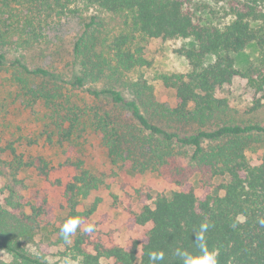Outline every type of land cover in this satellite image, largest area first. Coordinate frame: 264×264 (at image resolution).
Listing matches in <instances>:
<instances>
[{"label":"trees","instance_id":"trees-1","mask_svg":"<svg viewBox=\"0 0 264 264\" xmlns=\"http://www.w3.org/2000/svg\"><path fill=\"white\" fill-rule=\"evenodd\" d=\"M195 1L0 0V70L12 66L10 80L17 95L30 103L42 101L50 111L39 134L28 133L0 147L10 157L0 166L5 178L0 250L11 256L0 264H58L41 251L35 237L53 216L49 196L40 189L28 193L23 177L33 171L48 178L55 167L44 155L20 152L16 142L33 146L44 140L63 149L67 158L60 166L76 171L64 189L69 209L65 221L80 217L83 223L94 209L78 207L102 184L75 154L91 134L113 162L157 170L167 166L179 189L170 196H147L151 203L129 210L135 224L150 225L142 240L121 245L98 229L85 234L81 224L69 246L81 264H137L138 259L150 264L151 251L164 253L159 264H182L176 249L198 253L194 232L203 222L211 225L206 241L210 250L218 251V264H264V227L258 223L264 218V123L232 119L230 99L220 95L241 78L254 93L251 111L264 106V0H222L231 16L223 25L197 21L191 9ZM84 2L105 15H93L75 42L76 73L68 78L54 67L30 64L27 54L45 42L52 21ZM151 38L195 41L193 47L178 50L190 70L161 77L175 91L173 106L158 101L147 85L127 78L152 65L145 51ZM253 42L261 50L259 64L238 68L230 53ZM10 52H15L11 61ZM125 87L131 91L128 96ZM255 138L263 144L257 158L248 154ZM191 175H200L201 186L212 189L204 198L195 192ZM62 225L57 237L67 244L60 236Z\"/></svg>","mask_w":264,"mask_h":264},{"label":"rangeland","instance_id":"rangeland-1","mask_svg":"<svg viewBox=\"0 0 264 264\" xmlns=\"http://www.w3.org/2000/svg\"><path fill=\"white\" fill-rule=\"evenodd\" d=\"M223 5L222 0H196L191 4V9L197 21L223 25L231 19V16L224 11ZM75 8V12L52 21L45 42L36 48L37 52L30 51L27 54L30 64L54 67L64 72L68 78L76 73L73 68L75 42L83 33L86 22H89L93 15L102 17L105 14L93 6L85 5V2L77 4ZM145 45V51L152 65L129 73L127 78L129 81H138L147 85L158 101L173 106L175 91L167 88L161 77L163 74L186 73L190 70L189 61L178 50L182 47H193L195 41L192 38H151L145 42ZM260 51L258 44L253 42L244 50L231 52L230 55L238 68L245 69L251 64H259ZM13 55L15 52H10L9 61L13 59ZM12 70L13 67L9 65L0 70V147H5L9 141L18 140L28 133L39 134L49 121L50 111L42 101L30 103L24 101L23 96L17 95L18 89L10 80ZM244 83L243 79L236 78L220 93L230 99V116L234 120L264 123V106L257 111H251L254 93L249 91ZM125 92L127 96L131 93L129 87H125ZM16 143L20 152L28 155H44L55 167L48 178H41L33 171H26L23 174L28 193L40 189L43 194H48L53 209V216L47 225L40 228L35 235L39 248L48 254V259L52 262L81 264L69 250L72 240L64 244L60 243L57 237V228L63 224L69 211L64 189L75 174V169L60 166L66 161L67 156L59 146H50L44 143V140L33 146L21 141ZM80 143L81 147L77 149L76 156L80 157L85 167L102 180V184L92 190L88 198L82 199L78 207L79 211L94 209L90 219L84 221L82 227L93 223L104 238L111 236L121 245L142 240L150 225L135 224L129 210L140 211L144 203H151L152 200L147 196L155 197L158 193L170 196L173 191L179 189V186L170 179L168 167L163 166L157 170L152 166L135 167L130 163L125 165L121 160L113 162L95 134L82 139ZM262 145L258 138H255L250 145L249 156L257 158L262 154ZM7 153L0 151V166L2 161L10 159ZM145 158H142V161ZM181 161L186 164V158L182 157ZM199 179L200 175L190 176L195 192L200 198H204L212 189L202 187ZM216 182L218 183L219 180ZM4 185L5 178L0 174V191ZM0 260L9 262L11 256L0 250ZM137 264H140V259Z\"/></svg>","mask_w":264,"mask_h":264},{"label":"clouds","instance_id":"clouds-1","mask_svg":"<svg viewBox=\"0 0 264 264\" xmlns=\"http://www.w3.org/2000/svg\"><path fill=\"white\" fill-rule=\"evenodd\" d=\"M258 223L264 227V218H260ZM81 224L82 220L80 217L69 218L63 223L60 229V236L64 239L65 243H70L71 236L77 232ZM210 227L209 223L203 222L200 224L199 231L194 232V243L199 249L198 253L193 254L187 250L176 249L175 255L181 259L182 264H218V251L215 249L210 250L207 246L205 234ZM82 230L85 234L94 233L96 225L89 223L83 226ZM148 255L150 264H159V262L164 260V253L162 251H151Z\"/></svg>","mask_w":264,"mask_h":264}]
</instances>
